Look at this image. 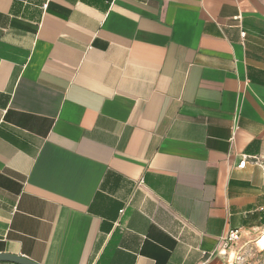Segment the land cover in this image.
Returning a JSON list of instances; mask_svg holds the SVG:
<instances>
[{"label": "crops", "instance_id": "crops-1", "mask_svg": "<svg viewBox=\"0 0 264 264\" xmlns=\"http://www.w3.org/2000/svg\"><path fill=\"white\" fill-rule=\"evenodd\" d=\"M262 228L264 0H0V253L232 264Z\"/></svg>", "mask_w": 264, "mask_h": 264}, {"label": "rangeland", "instance_id": "rangeland-1", "mask_svg": "<svg viewBox=\"0 0 264 264\" xmlns=\"http://www.w3.org/2000/svg\"><path fill=\"white\" fill-rule=\"evenodd\" d=\"M227 251L232 264H264V228L241 233Z\"/></svg>", "mask_w": 264, "mask_h": 264}, {"label": "built area", "instance_id": "built-area-1", "mask_svg": "<svg viewBox=\"0 0 264 264\" xmlns=\"http://www.w3.org/2000/svg\"><path fill=\"white\" fill-rule=\"evenodd\" d=\"M247 162V156L240 161L238 167H245ZM241 231L239 229H232L230 230L226 236L222 238V245L224 248H228L240 238Z\"/></svg>", "mask_w": 264, "mask_h": 264}, {"label": "water", "instance_id": "water-1", "mask_svg": "<svg viewBox=\"0 0 264 264\" xmlns=\"http://www.w3.org/2000/svg\"><path fill=\"white\" fill-rule=\"evenodd\" d=\"M0 261H10L19 264H39L38 262L31 260L25 256L9 253H0Z\"/></svg>", "mask_w": 264, "mask_h": 264}]
</instances>
